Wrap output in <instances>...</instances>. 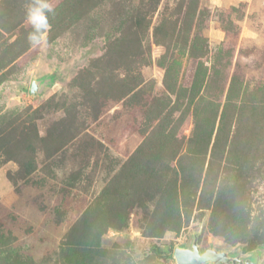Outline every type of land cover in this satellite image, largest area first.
<instances>
[{
    "label": "rangeland",
    "instance_id": "374dc122",
    "mask_svg": "<svg viewBox=\"0 0 264 264\" xmlns=\"http://www.w3.org/2000/svg\"><path fill=\"white\" fill-rule=\"evenodd\" d=\"M0 0V264H264V0ZM213 264V263H205Z\"/></svg>",
    "mask_w": 264,
    "mask_h": 264
},
{
    "label": "clouds",
    "instance_id": "9594fccd",
    "mask_svg": "<svg viewBox=\"0 0 264 264\" xmlns=\"http://www.w3.org/2000/svg\"><path fill=\"white\" fill-rule=\"evenodd\" d=\"M25 22L31 26L27 40L32 47H42L47 43V33L51 28L50 16L55 15L52 0H28L25 6Z\"/></svg>",
    "mask_w": 264,
    "mask_h": 264
},
{
    "label": "water",
    "instance_id": "95a60500",
    "mask_svg": "<svg viewBox=\"0 0 264 264\" xmlns=\"http://www.w3.org/2000/svg\"><path fill=\"white\" fill-rule=\"evenodd\" d=\"M177 264H253L252 259H242L240 256L230 255L225 251L207 249L201 251L195 241L192 248H177L175 250Z\"/></svg>",
    "mask_w": 264,
    "mask_h": 264
}]
</instances>
